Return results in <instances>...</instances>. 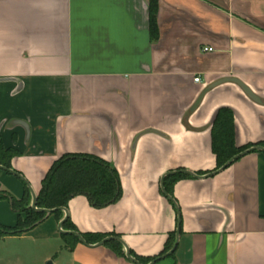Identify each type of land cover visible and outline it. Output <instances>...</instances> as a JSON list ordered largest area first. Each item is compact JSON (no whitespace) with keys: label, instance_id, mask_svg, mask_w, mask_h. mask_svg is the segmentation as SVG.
<instances>
[{"label":"crops","instance_id":"crops-1","mask_svg":"<svg viewBox=\"0 0 264 264\" xmlns=\"http://www.w3.org/2000/svg\"><path fill=\"white\" fill-rule=\"evenodd\" d=\"M151 1L0 0V140L19 175L0 168V193L38 196L69 154L112 164L122 191L9 238L54 264H264V151L217 171L212 145L227 108L236 146L264 148V0H156V39ZM14 212L0 199V225ZM66 216L63 231L101 238L70 249Z\"/></svg>","mask_w":264,"mask_h":264},{"label":"trees","instance_id":"trees-1","mask_svg":"<svg viewBox=\"0 0 264 264\" xmlns=\"http://www.w3.org/2000/svg\"><path fill=\"white\" fill-rule=\"evenodd\" d=\"M158 4L156 0L150 5V30L153 38H157L159 30L157 26ZM212 145L217 158L216 170L222 169L233 157L244 152L248 147H237L235 143V124L233 112L222 108L218 111L212 125ZM14 152L6 150L0 140V166L10 169V161ZM229 167V166H228ZM165 189H168L165 185ZM85 196L94 207H107L118 202L122 196L120 176L117 169L107 161L98 157L83 154L65 155L56 161L42 181L41 190L37 196L39 209L54 210L67 208L69 202L77 197ZM0 199H7L13 211L18 213L19 221L16 229L0 225L1 237L18 236L32 230L47 217V214L32 209V197L29 189L21 200L13 196L0 193ZM25 203L23 212L27 214L22 220L17 206ZM56 213H61L57 211ZM70 225L68 217L63 227ZM87 241L101 236L88 237ZM67 247L73 249L78 239L74 235H65Z\"/></svg>","mask_w":264,"mask_h":264},{"label":"rangeland","instance_id":"rangeland-1","mask_svg":"<svg viewBox=\"0 0 264 264\" xmlns=\"http://www.w3.org/2000/svg\"><path fill=\"white\" fill-rule=\"evenodd\" d=\"M25 206V203L17 206L22 220L27 217V214L23 212ZM30 206L32 207V201ZM13 214L17 215L16 212ZM9 237L11 236L1 237L0 235V264H48L49 261H44V256L50 251V247L46 243L41 245L29 239ZM58 264H70L68 256L60 257Z\"/></svg>","mask_w":264,"mask_h":264},{"label":"water","instance_id":"water-1","mask_svg":"<svg viewBox=\"0 0 264 264\" xmlns=\"http://www.w3.org/2000/svg\"><path fill=\"white\" fill-rule=\"evenodd\" d=\"M256 150L264 151V148H263V147H256V148H253V149H250V150L244 151V152H242V153L236 155L235 157H233V158H232V159H231V160H230V161H229V162H228V163H227L222 169H220V170H224V169H226L229 165H231L235 160H237L238 158H240V157L243 156L244 154H246V153H248V152H250V151H256ZM0 168H3V169L7 170L8 172H11L12 174H14V175H16V176H19L17 173H15V172L11 171L10 169H7V168H5V167H3V166H0ZM167 176H168V175H167ZM165 178H166V176L163 177V179H162V185L164 184V180H165ZM165 195H166L168 198H170L169 195L167 194V192H165ZM32 197H33V200H32V209L35 210V211H38V212H41V213H45V214H47V215L54 214V213H56L57 211H65L66 214H67V210H66L65 208L54 209V210H47V209L43 210V209H39V208L37 207V196H36L33 192H32ZM67 218H68V216H66V218L60 223L59 229H60L61 233H62V234H73V235H75L76 237H78V239H79L82 243H86L85 240H84V238H83L81 235H79V234H77V233H74V232H65V231H63V225H64L65 221L67 220ZM177 236H179V229H178V232H177ZM107 240H110V239H107ZM107 240H106V241H107ZM115 240H117V241L123 243L119 238H115ZM106 241H104V242H106ZM104 242H103V243H104ZM103 243H102V244H103ZM177 244H178V241H176V244H175L174 248L172 249V252H173V251L175 250V248L177 247ZM127 257H128L130 260H133V261L137 262L136 260H134V259L132 258L131 253H130V251H129L128 249H127ZM48 264H53V262H52V261H49Z\"/></svg>","mask_w":264,"mask_h":264},{"label":"built area","instance_id":"built-area-1","mask_svg":"<svg viewBox=\"0 0 264 264\" xmlns=\"http://www.w3.org/2000/svg\"><path fill=\"white\" fill-rule=\"evenodd\" d=\"M205 51L211 52V51H213V49L212 48H209V49H205ZM194 81L195 82H199L200 81V78H196Z\"/></svg>","mask_w":264,"mask_h":264}]
</instances>
